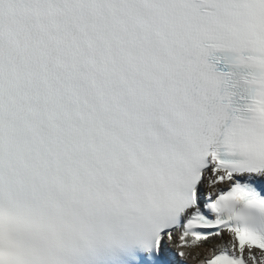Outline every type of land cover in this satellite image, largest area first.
<instances>
[{
  "label": "snow or ice",
  "instance_id": "obj_1",
  "mask_svg": "<svg viewBox=\"0 0 264 264\" xmlns=\"http://www.w3.org/2000/svg\"><path fill=\"white\" fill-rule=\"evenodd\" d=\"M264 264V0H0V264Z\"/></svg>",
  "mask_w": 264,
  "mask_h": 264
},
{
  "label": "bare ground",
  "instance_id": "obj_2",
  "mask_svg": "<svg viewBox=\"0 0 264 264\" xmlns=\"http://www.w3.org/2000/svg\"><path fill=\"white\" fill-rule=\"evenodd\" d=\"M192 263H194V264H196V262H194V261H191Z\"/></svg>",
  "mask_w": 264,
  "mask_h": 264
}]
</instances>
